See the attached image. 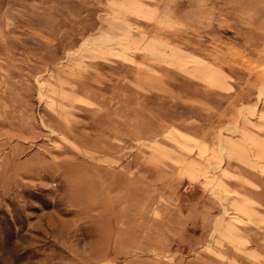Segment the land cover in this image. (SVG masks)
Listing matches in <instances>:
<instances>
[{
	"label": "rangeland",
	"instance_id": "rangeland-1",
	"mask_svg": "<svg viewBox=\"0 0 264 264\" xmlns=\"http://www.w3.org/2000/svg\"><path fill=\"white\" fill-rule=\"evenodd\" d=\"M0 264H264V0H0Z\"/></svg>",
	"mask_w": 264,
	"mask_h": 264
}]
</instances>
